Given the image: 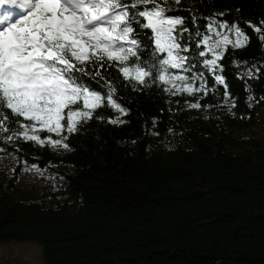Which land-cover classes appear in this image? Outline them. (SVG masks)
<instances>
[{"label": "trees", "instance_id": "trees-1", "mask_svg": "<svg viewBox=\"0 0 264 264\" xmlns=\"http://www.w3.org/2000/svg\"><path fill=\"white\" fill-rule=\"evenodd\" d=\"M168 6L185 19L184 35L194 37L184 55L193 73H203L207 95L133 87L107 64L95 80L84 77L97 91L116 87L126 123H108L119 113L102 107L103 119L94 116L69 137L71 151L5 146L1 240L37 242L46 264H264V42L249 27L261 26L264 0ZM206 18L238 24L249 36L246 47H228L215 74L196 63L205 57L195 55V30L206 32ZM143 42L150 43L147 36ZM252 64L260 72L249 78ZM216 74L227 88L215 83ZM199 97L201 108H189ZM32 164L46 169L43 177L24 171Z\"/></svg>", "mask_w": 264, "mask_h": 264}, {"label": "snow or ice", "instance_id": "snow-or-ice-1", "mask_svg": "<svg viewBox=\"0 0 264 264\" xmlns=\"http://www.w3.org/2000/svg\"><path fill=\"white\" fill-rule=\"evenodd\" d=\"M174 2L180 4V0ZM168 3L169 0H0V152H7L5 146L23 152L22 143L47 147L54 153L71 151L69 137L79 133L94 116L103 119L97 112L102 107L119 113L108 123H126L121 116L127 115L128 109L118 102L116 87L109 84L102 92L84 82V77H99V68L105 64L118 68L124 80L134 82L133 87L157 84L172 96L201 92L207 95L203 73H193L195 63L184 55L190 51L188 42L194 37L184 35L189 31L184 27L185 19L170 14L175 10ZM206 19V32L195 30L199 37L195 47L200 49L195 55L205 57L196 63L215 74L223 70L219 61L228 47H246L249 36L238 24ZM260 25L264 26V20ZM261 26L249 22L264 42ZM144 30H150V36ZM146 36L150 43L143 42ZM144 49H150L149 58L141 61ZM93 66L96 70L89 71ZM259 72L260 67L252 64L245 74L253 78ZM214 80L227 88L223 75H214ZM229 95L225 93V105ZM201 98L189 102L188 107L201 108ZM232 107L234 101L229 111ZM41 133L47 135L42 137ZM24 171L43 177L46 169L32 164Z\"/></svg>", "mask_w": 264, "mask_h": 264}, {"label": "rangeland", "instance_id": "rangeland-1", "mask_svg": "<svg viewBox=\"0 0 264 264\" xmlns=\"http://www.w3.org/2000/svg\"><path fill=\"white\" fill-rule=\"evenodd\" d=\"M0 264H46L41 245L31 240H1Z\"/></svg>", "mask_w": 264, "mask_h": 264}]
</instances>
